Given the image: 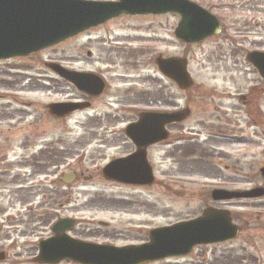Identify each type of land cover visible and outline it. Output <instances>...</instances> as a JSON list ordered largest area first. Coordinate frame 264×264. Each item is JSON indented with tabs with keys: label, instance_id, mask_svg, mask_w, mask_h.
<instances>
[{
	"label": "rangeland",
	"instance_id": "1",
	"mask_svg": "<svg viewBox=\"0 0 264 264\" xmlns=\"http://www.w3.org/2000/svg\"><path fill=\"white\" fill-rule=\"evenodd\" d=\"M190 1L218 17L223 28L220 35L186 45L174 37L178 15L122 18L28 58L0 62V136L7 138L0 144L9 147L0 153V251L7 254L0 264H36L38 243L52 235V226L61 218L75 221L70 233L74 238L122 247L147 243L150 230L197 218L208 207L238 216L234 223L246 228L240 239L151 264H264V197L214 202L211 196L216 188L264 187L260 174L264 127H256L245 104L238 101L240 94L262 95L264 120V81L246 59L251 51H264V0H256V7L245 0ZM89 50L93 58L88 57ZM110 50H123L124 59L108 57ZM159 55L187 58L194 87L184 92L161 78L156 66ZM53 61L80 71L100 68L114 82L133 84L158 100V96L171 98L178 108L188 105L192 116L181 126L189 137L201 132L200 144L183 146L186 156L177 164L166 159L169 148L152 149L149 160L156 181L152 187L106 180L103 167L129 144L107 149L102 132L95 135L74 123L87 121V112L74 121L43 118L45 103L66 101L73 95V89L55 79L58 76L45 65ZM22 103L31 107L24 108ZM217 117L226 126L225 135L220 136L232 141L202 135L209 121L219 125ZM124 120L126 126L133 120L132 113L125 111ZM42 144L49 151L43 157L38 153ZM62 145L75 150L65 153L53 167L50 164L59 158L52 153L54 147ZM39 159L45 164L44 175L24 177ZM75 167L78 177L72 184L57 179Z\"/></svg>",
	"mask_w": 264,
	"mask_h": 264
},
{
	"label": "water",
	"instance_id": "2",
	"mask_svg": "<svg viewBox=\"0 0 264 264\" xmlns=\"http://www.w3.org/2000/svg\"><path fill=\"white\" fill-rule=\"evenodd\" d=\"M169 13L180 18L174 36L182 43H200L221 31L218 19L190 0H0V60L30 56L122 15ZM247 59L264 78V52H252ZM157 65L161 74L179 88L187 90L193 85L187 59L160 56ZM50 67L61 78L75 82L82 91L92 85L102 87L96 76L97 80L84 73L72 74L58 65ZM50 109L57 116L77 110L72 104H56ZM189 113V110L173 114L143 113L137 123L126 129L137 151L112 161L103 169V176L118 183L151 186L154 176L147 159V147L165 140L168 137L166 125L184 120ZM261 173L264 177V168ZM65 181L71 183L73 177ZM212 196L215 201L253 199L263 197L264 189L242 193L215 190ZM73 226L71 219L58 221L52 228L54 236L39 242V253L33 262L148 264L185 256L197 246L223 243L238 236L230 212L213 208L206 209L199 218L150 231V241L142 245L115 247L79 241L67 234ZM5 259L6 254L0 252V262Z\"/></svg>",
	"mask_w": 264,
	"mask_h": 264
},
{
	"label": "flooded vegetation",
	"instance_id": "3",
	"mask_svg": "<svg viewBox=\"0 0 264 264\" xmlns=\"http://www.w3.org/2000/svg\"><path fill=\"white\" fill-rule=\"evenodd\" d=\"M245 1L249 2L251 5H253L255 7L258 5L256 3H254V2H256V0H245ZM237 7L238 6L236 4L234 9H236ZM135 17H141V16H139V15H137V16H135V15H122L120 17L109 20L106 23H104L98 27L92 28V29L88 30L87 32L94 31V30L99 29L101 27H105L108 24H110L111 22H114L116 20H120L122 18H135ZM79 36H77V37H79ZM47 50H49V49H47ZM123 53H124L123 50H117L115 52L110 50L108 57L113 55L118 59V61H120L121 59L122 60L124 59ZM87 55L89 58H93V53L90 50L87 51ZM98 62L101 63L99 60H98ZM52 63H55V64L62 66L64 69L68 70L72 74L84 73V74L92 76V77L96 76L102 82V87L99 89L97 87V85L96 86L92 85L90 87H87L86 90L82 91L77 87L75 82H67V81L61 79L51 69L50 65ZM122 64H123V62H122ZM45 65L48 67V69L50 71H52V73L54 75L58 76L55 79L63 80L64 82H62V83H66L68 86H70L73 89V95H72V98H69L66 101H61V102L60 101H56V102L53 101L50 103H45L42 107L43 114H44L43 118L50 119L52 121H57V122H61V121H65V120L74 121V120H72V118L74 119L75 116H80L83 113L87 112L86 113L87 114V117H86L87 121L81 122V121L76 120V121H74V123L81 125V128L84 129L86 132L90 133V131H95L96 132L95 135L102 132V139H101L102 144L107 149H112L113 145H117L119 147L120 145H123L126 142L129 144L128 148L126 149V151L122 155L110 159L109 162L114 160V159L120 158V157H126V156L132 154L133 152H135L136 147L129 140V138L126 136L125 131H126V128L130 124H133V123L139 121L140 116H141L143 111H154L157 109H161V110H164L168 113H171V112H178V111L183 112L186 109L190 108L188 105H187V107H181V108L173 106V101L171 98L163 99L162 96H160V97L158 96V98H159V100H158L156 97H152L151 93H145V92L140 91L139 89L135 88V85H133V84H130L131 86H128L129 84L126 85L124 83H121L120 80H117L116 82H114L110 77L107 76L106 73H104L106 70L102 71L100 68H98L97 72L94 70L80 71V70H76L74 67L68 68V67L62 65L61 63H59L57 61H53L50 63L48 62V63H45ZM107 70H109V69H107ZM107 73H108V71H107ZM161 78H164V77L161 75ZM149 79H151V78H148L145 80H149ZM96 80H97V78H96ZM88 83L92 84L93 82L88 81ZM0 99H2L1 96H0ZM238 99H239L238 101L243 102L245 104V106L247 107V109H248L247 115L249 118L252 119L254 125L256 127L263 128L264 127V120H263V115L261 113V108H262L261 102L263 100L262 95L258 96V95H253L252 93H248L246 95L240 94V95H238ZM54 104H72V105H74V108H76L77 110L73 111L72 113H70L68 115H64L62 117L56 116L55 114H53L51 112V109H50V107ZM22 106L24 108H30L31 104L22 103ZM140 106H142L141 107L142 109L139 108ZM125 111L131 112L133 115V120L128 121L126 126L122 125L125 122V120H124ZM251 112H253V113H251ZM191 116H192V110H191V113L189 114V117H187L186 119H184L180 122L170 124L166 127L167 135H168L167 140H165L163 142H159L157 144H153L147 148L148 160L150 157V151L152 149L164 146V147H167V149L168 148L170 149L167 152L166 159L171 160L173 163L177 164L180 159H182L186 156L185 151L183 152V149H184L183 146H186L189 143L200 144L198 139H199V135L201 132H198V134H196V135H198L197 137H189L188 132H186L185 128L181 126L188 119H190ZM14 117L18 118L17 116H14ZM19 118H24V117L20 116ZM217 118H218L217 121L219 122V125L214 121H209L210 124L206 125L205 128L202 130L203 131L202 135L205 134L206 137H209L212 140L223 138V140H226L227 142L232 141L229 136L223 137L225 135L223 133L224 132L223 130H224V127H226V126L220 125V124H223L224 122L219 121V117H217ZM39 120L40 119H38V121ZM39 126H40V124H39ZM44 132L45 131H43V133ZM222 133H223V136H220ZM97 137L98 136H96L95 139H97ZM3 138H4V136L1 135L0 140ZM4 139H5L4 142L7 141V138H4ZM9 143H10V139H9ZM73 143H74V141H73ZM7 148H9L7 143H5L4 145L0 144V153L6 152ZM61 148L63 149L62 151H61ZM61 148L58 146L54 147L55 150H53L52 153H54V156H57L59 158L56 162H52L50 164L53 167L57 166V164L60 162L61 157L64 156L65 153L73 152L75 150V148H73V146L62 145ZM4 149H6V150H4ZM46 149H47V151H45ZM39 150L40 151L38 153H40L41 157H43L45 154L49 153L47 144H42L40 146ZM172 151H175V152L172 153ZM5 162H7L6 159H5ZM149 162H150V160H149ZM1 163H3V161H0V164ZM150 164L153 168V172H154V176H155L154 167H153L151 162H150ZM44 165L45 164H44L43 159H39L37 162L34 163V165H30L31 169L33 168L31 173L25 172L22 175L24 177H30V176L31 177H40V176H43L45 173ZM76 169H77V167L74 168V172H75L76 178H77L78 175L76 173ZM5 177H8V176L6 175ZM254 188L255 187L253 186V187L248 188L247 190H252ZM247 190H244V191H247ZM246 224L248 225V223H246ZM245 229H246L245 227H239L240 235L243 233V231ZM238 239H240V238L238 237L236 240H238ZM233 241H235V240H233Z\"/></svg>",
	"mask_w": 264,
	"mask_h": 264
},
{
	"label": "trees",
	"instance_id": "4",
	"mask_svg": "<svg viewBox=\"0 0 264 264\" xmlns=\"http://www.w3.org/2000/svg\"><path fill=\"white\" fill-rule=\"evenodd\" d=\"M235 218H239V217H238V216H236V217L234 216V219H235Z\"/></svg>",
	"mask_w": 264,
	"mask_h": 264
}]
</instances>
